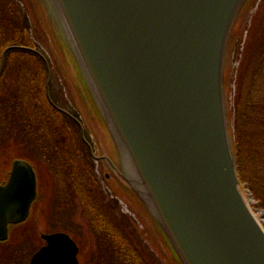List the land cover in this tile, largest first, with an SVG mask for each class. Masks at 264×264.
I'll list each match as a JSON object with an SVG mask.
<instances>
[{
    "label": "water",
    "instance_id": "water-1",
    "mask_svg": "<svg viewBox=\"0 0 264 264\" xmlns=\"http://www.w3.org/2000/svg\"><path fill=\"white\" fill-rule=\"evenodd\" d=\"M37 1L106 126L114 153L103 158L180 262L264 264V227L239 179L225 86L247 0ZM36 194L33 165L14 159L0 183V240L29 216ZM41 237L28 264H80L68 233Z\"/></svg>",
    "mask_w": 264,
    "mask_h": 264
},
{
    "label": "trees",
    "instance_id": "trees-1",
    "mask_svg": "<svg viewBox=\"0 0 264 264\" xmlns=\"http://www.w3.org/2000/svg\"><path fill=\"white\" fill-rule=\"evenodd\" d=\"M31 1L32 0H26L27 8L32 14L34 13L33 17L37 19L39 23L38 13H35V11L33 12ZM255 1L256 0H247L243 10L253 5ZM35 2L39 6L41 17L46 19V17L43 16L40 4L37 0H35ZM12 22L16 23L15 20H12ZM13 23L12 25L14 26H12V28L18 29V20L17 25ZM39 24V31L41 35H43L44 29L43 27L41 28V24ZM27 25L29 27V24ZM14 31L8 33L10 41L8 43H1L0 50H3L9 45L16 44L30 46L28 41L26 42L22 39L19 30L12 39L11 37ZM50 41L51 44L54 45V53L57 56L53 65L57 66L62 76V81L68 86V96L70 100H72V102H69L71 104V113L82 123H85L86 120L84 116L81 115L84 113L83 109L85 110V107L82 105V109L78 104L79 102L75 100L73 88L69 80L67 82L69 77L75 85L77 92L80 93L81 90H83L86 93L95 110L94 113L90 110H88V112L85 110L89 119L93 120V122H90L91 124L85 123V135L90 137L93 135V142L97 147L99 145V149V143L104 142L105 148L100 149L101 153H108L112 156L114 153L112 141L74 59L57 32L53 31V34L51 33ZM30 42H32V40ZM233 47H235L234 43L230 40L226 54V74L229 72L230 55ZM20 59L26 60L23 61ZM6 60L7 63L5 64L3 72L14 71V67H17L19 70V75L16 77V95H14V99L12 98L11 100L12 103L17 105V108L13 112L10 110H0V119L8 120L18 116L19 121H22L25 126H33L31 127L33 130L42 132L51 138L52 144L56 142L55 146L60 144L57 141L54 142L52 139L56 136L57 131L60 134L71 133L74 134V136L76 134L78 140H81L79 143L81 146L76 152V159L70 156L71 154L65 147L59 146L56 152L62 157L64 163L70 162L71 164V180L73 181V185L78 187L79 196L81 198L82 196L85 197V199L82 200L85 217L91 229L98 235L100 247L102 250L104 249L103 251L106 253L107 258L109 255L108 260L111 261L112 264H167L165 261L167 259V261H170V264H182L165 236L159 231L143 206L123 181H120L121 185L118 193L128 200L133 211L140 218L143 225L142 230L136 229L130 217L119 212L116 201H111L108 194L101 191V186L93 170V162L83 143V139H81L79 124L69 115L54 106L57 105L63 108V106L65 107L68 104V99L65 98L61 86L57 84L58 80L56 79L54 70L51 69L50 71V100L46 93L48 71L45 62L39 55L37 56V54L27 48L16 47L6 52ZM250 62L251 61L248 59L246 60V58L241 61L236 79L234 104L233 108L229 109L230 130L237 171L242 186L249 189L252 194L259 199L261 206L264 208V103L259 100L260 96L253 97L252 94L255 89L258 94L261 92V87L258 84L259 79H263L264 82V52L261 53V57L255 62V67L248 71L247 68ZM17 63L19 64L17 65ZM70 65L74 68L72 72L70 71ZM54 84L57 87L56 90H54ZM242 88L243 96L241 94ZM226 94L228 101H230V88H228V86H226ZM80 98L82 97L80 96ZM21 114L24 116L21 117ZM59 124H61L62 130L59 128ZM103 178L105 177L103 176ZM243 183H245V185H243ZM89 187H96V191L92 190L91 192L88 190ZM145 233H150L153 236V242L159 247L165 260L155 255L149 245H147L143 237ZM101 260L104 261L103 263L107 261L105 257H101Z\"/></svg>",
    "mask_w": 264,
    "mask_h": 264
},
{
    "label": "rangeland",
    "instance_id": "rangeland-1",
    "mask_svg": "<svg viewBox=\"0 0 264 264\" xmlns=\"http://www.w3.org/2000/svg\"><path fill=\"white\" fill-rule=\"evenodd\" d=\"M26 4V0H0V44L10 41L8 33L11 31L13 32L14 29L15 31L11 37L12 39L16 36V32L20 31L22 39L26 42L28 41L30 46L16 45L23 46L33 51L45 62L49 77V81L48 79L46 81V88L49 90L51 89L49 87L51 80L50 71L51 69L54 70L56 79L58 80L57 84L61 86L65 98L68 99V104L65 107L63 106V109L71 113V104L69 102H72V100H70L68 96V86L62 81V76L57 66L53 65L54 60L57 59L53 49L54 45H52L50 41L51 33L53 34V31H55L53 25L49 24L47 19L41 17L39 6L36 4L35 0H32V10L38 13L39 23L41 24V28L43 27L44 29V33L41 35L38 26L39 23L37 19L33 17L34 13L32 14L30 12ZM42 13L43 16H45L43 9ZM12 20H15L16 23H13ZM11 22L16 24L18 29L12 28L14 25H12ZM27 24H29V27ZM232 33L230 40L234 43L235 47L231 49L229 72L228 74L225 73V86L230 88V101L227 99L228 110L233 108L236 79L242 59L246 58V60L248 59L251 61L247 68L249 71L255 67V62L261 57V53L264 52V0H256L253 5L241 11ZM31 40L32 42H30ZM25 60L26 59L23 61ZM19 63H17V65ZM70 69L71 72L74 71L72 65H70ZM13 74L16 77L19 75L17 67H14ZM68 80L73 88L75 100L79 102L78 104L80 107L83 109V105L87 112L90 110L94 113L95 110L86 93L83 90H81L80 93L77 92L70 77L67 79V82ZM258 84L261 87V92L258 94L255 89L252 94L253 97L260 96L259 100L264 103L263 79H259ZM11 85L12 83L7 80L6 84L3 83V85L0 86V110H10L13 112L17 108V105L14 103L13 105L11 102L12 98L14 99V95H16L17 86H15V84ZM10 86L13 87L12 90ZM53 87L54 90L57 89L55 84ZM241 94L243 96V88ZM48 95L50 97L49 92ZM79 95L82 98H80ZM85 110L83 109L84 113L81 115L84 116L87 121H85V123L89 124L93 122V120L89 119ZM22 116L24 115L21 114V117ZM75 121L79 124L78 126H80L81 139H83V143L93 162V170L101 186V191L105 194L107 193L111 201H116L119 212L129 216L136 229L142 230L143 227L140 228V226H142L141 220L134 214L133 208L128 200L115 192V187L119 185L113 177L116 175L115 171L110 168L106 162H103L100 158H96V156L108 154L101 153L100 150L105 148V143H99V149V145L97 147L93 142L92 133L91 137L85 135V123L83 122V124L78 118ZM31 127L33 126H25L22 121H19L18 116L8 120L0 119V176L2 179L5 178V173L9 170L14 159L27 160L35 169L38 192L37 198L32 204L29 218L25 222L12 225L9 239L5 242H0V264H28L32 253L43 244L41 234L55 231L67 232L77 242L79 246L78 259L80 264H112L111 261L108 260L109 255L107 258L106 253L103 251L104 249L102 250L100 247L98 235L91 229L85 217L82 204V200H84L85 197L82 196L81 198L79 196L78 187L73 185V181L71 180V164L70 162L64 163L62 157L56 152L59 146L65 147L71 154L70 156L76 159V152L81 146V144L79 145L81 140H78L76 134L75 136L71 133L60 134L57 131L56 136L52 139L54 142L57 141L60 144L55 146L56 142L52 144L51 138L46 136V134L35 131ZM59 128L62 130L61 124H59ZM106 174H109L108 177L111 178L112 182L110 185L107 183V180L103 178ZM243 185H245V183H243ZM88 190L91 192L92 190L96 191V187H89ZM246 190L252 208L264 227V208L261 206L259 199L255 197L249 189L246 188ZM143 237L155 255L165 260L159 247L153 243V236L150 233H145ZM101 257H105L107 261L103 263L104 261L101 260ZM165 261L167 264H170V261H167V259Z\"/></svg>",
    "mask_w": 264,
    "mask_h": 264
},
{
    "label": "flooded vegetation",
    "instance_id": "flooded-vegetation-1",
    "mask_svg": "<svg viewBox=\"0 0 264 264\" xmlns=\"http://www.w3.org/2000/svg\"><path fill=\"white\" fill-rule=\"evenodd\" d=\"M2 52L3 51H0V86H2L3 85V83H7V80H9V82L10 83H12V85H14L15 84V86L17 85V80H16V76L13 74V72L14 71H6V72H3V69H4V67H5V64L7 63V60H6V55L3 57L2 56ZM3 75V76H2ZM14 75V76H13ZM9 77V78H8ZM12 79V80H11ZM11 80V81H10ZM14 83V84H13ZM11 85V86H12ZM10 86V87H11ZM13 89V87H11V90ZM13 104V103H12ZM14 105V104H13ZM60 110L62 111V112H66L72 119H73V116L67 111V110H65V109H63V108H60ZM6 174V176H5V178H3L2 179V177L0 176V183H3L6 179H7V177H8V172H6L5 173ZM106 176H109V174H106ZM108 179V178H107ZM111 178H109V180H110ZM37 195H38V192H37ZM37 195H36V198H37ZM36 198H35V200H36ZM34 200V201H35ZM33 201V202H34ZM0 242H2V241H0Z\"/></svg>",
    "mask_w": 264,
    "mask_h": 264
}]
</instances>
